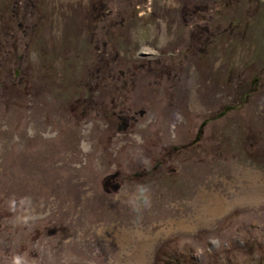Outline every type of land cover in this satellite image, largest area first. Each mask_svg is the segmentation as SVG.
Instances as JSON below:
<instances>
[{"label": "rangeland", "instance_id": "rangeland-1", "mask_svg": "<svg viewBox=\"0 0 264 264\" xmlns=\"http://www.w3.org/2000/svg\"><path fill=\"white\" fill-rule=\"evenodd\" d=\"M259 69L264 0H0V264H264Z\"/></svg>", "mask_w": 264, "mask_h": 264}, {"label": "trees", "instance_id": "trees-1", "mask_svg": "<svg viewBox=\"0 0 264 264\" xmlns=\"http://www.w3.org/2000/svg\"><path fill=\"white\" fill-rule=\"evenodd\" d=\"M17 10H18V8H17ZM108 12V14L109 15H111L113 12H112V10H111V8H108V10H107ZM114 14V13H113ZM114 21V20H113ZM114 23V22H113ZM20 24V23H19ZM102 54H105V52L104 53H102ZM112 55V53H110V56ZM264 69H259L258 71H263ZM19 72H20V69L19 68H14V69H12V72H11V74H9V75H12V80H14L15 82H13L14 84H16V76L19 74ZM91 80V79H90ZM93 80V79H92ZM91 80V81H92ZM251 84H252V86H251V88L249 89V91L248 92H246L245 93V95H243L242 96V98H241V101H244V102H247V101H249L250 100V98H251V96H252V94H253V92L254 91H256L258 88H259V86H260V84H262L261 83V78H260V73H256L255 74V76L252 78V80H251ZM116 93V92H115ZM117 95H118V93H117ZM240 105H234V104H229V105H226L225 107H224V109H226V111H228L229 109H231V107H239ZM112 108V106H107L106 108H104V111H108L109 109H111ZM224 109L222 110V112L221 113H224ZM83 112V111H82ZM120 118V124H119V127L120 128H122L123 127V124H126V125H129V124H127V121H125L124 119H121V117H119ZM202 126H203V124H202ZM202 133V131H201V128L199 129V132H198V135L196 136V139H199L200 138V134ZM171 152V151H170ZM169 153V152H168ZM155 156H153V158H154ZM155 159H157V157H155L154 158V165H158L159 164V160H155ZM164 159V158H163ZM144 173H146V171L144 172ZM122 178L120 177V179L118 180V181H120Z\"/></svg>", "mask_w": 264, "mask_h": 264}]
</instances>
